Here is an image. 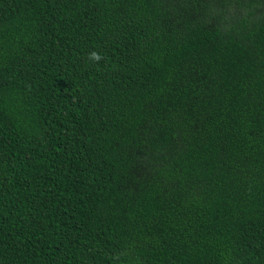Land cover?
<instances>
[{
	"label": "trees",
	"instance_id": "trees-1",
	"mask_svg": "<svg viewBox=\"0 0 264 264\" xmlns=\"http://www.w3.org/2000/svg\"><path fill=\"white\" fill-rule=\"evenodd\" d=\"M0 264H264V0H0Z\"/></svg>",
	"mask_w": 264,
	"mask_h": 264
},
{
	"label": "clouds",
	"instance_id": "clouds-1",
	"mask_svg": "<svg viewBox=\"0 0 264 264\" xmlns=\"http://www.w3.org/2000/svg\"><path fill=\"white\" fill-rule=\"evenodd\" d=\"M89 59L93 61H99L100 59H102V57L99 54L93 52L90 54Z\"/></svg>",
	"mask_w": 264,
	"mask_h": 264
}]
</instances>
